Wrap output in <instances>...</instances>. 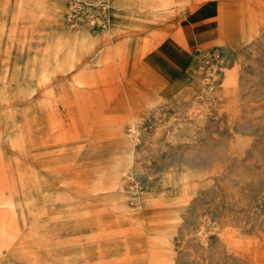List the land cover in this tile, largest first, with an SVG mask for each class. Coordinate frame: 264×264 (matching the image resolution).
<instances>
[{
	"label": "rangeland",
	"instance_id": "374dc122",
	"mask_svg": "<svg viewBox=\"0 0 264 264\" xmlns=\"http://www.w3.org/2000/svg\"><path fill=\"white\" fill-rule=\"evenodd\" d=\"M0 264H264V0H0Z\"/></svg>",
	"mask_w": 264,
	"mask_h": 264
},
{
	"label": "bare ground",
	"instance_id": "6f19581e",
	"mask_svg": "<svg viewBox=\"0 0 264 264\" xmlns=\"http://www.w3.org/2000/svg\"><path fill=\"white\" fill-rule=\"evenodd\" d=\"M112 34V33H111ZM168 67V69H166ZM166 78L174 75L175 69L167 63H161L160 68L158 69Z\"/></svg>",
	"mask_w": 264,
	"mask_h": 264
}]
</instances>
